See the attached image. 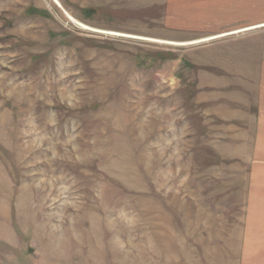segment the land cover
Segmentation results:
<instances>
[{"label":"rangeland","instance_id":"rangeland-1","mask_svg":"<svg viewBox=\"0 0 264 264\" xmlns=\"http://www.w3.org/2000/svg\"><path fill=\"white\" fill-rule=\"evenodd\" d=\"M0 264H264V0H0Z\"/></svg>","mask_w":264,"mask_h":264},{"label":"trees","instance_id":"trees-1","mask_svg":"<svg viewBox=\"0 0 264 264\" xmlns=\"http://www.w3.org/2000/svg\"><path fill=\"white\" fill-rule=\"evenodd\" d=\"M31 12L34 14H42V15H48V12L42 9H31ZM90 13H93L90 9Z\"/></svg>","mask_w":264,"mask_h":264}]
</instances>
